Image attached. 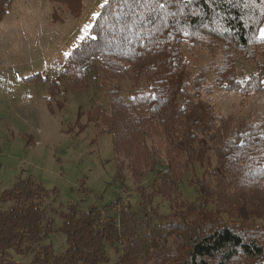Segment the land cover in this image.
Instances as JSON below:
<instances>
[{
  "label": "trees",
  "instance_id": "trees-1",
  "mask_svg": "<svg viewBox=\"0 0 264 264\" xmlns=\"http://www.w3.org/2000/svg\"><path fill=\"white\" fill-rule=\"evenodd\" d=\"M11 1L0 0V20ZM56 1L71 11L68 1ZM98 13L62 74L73 85L100 78L104 99L78 117L110 136L114 179L134 195L111 201L120 204L110 210L116 220L72 203L54 210L61 218L55 227L44 208L48 190L31 176L17 177L0 188V264H140L167 237L179 243L164 264H264V121L215 112L204 119L200 104L210 76V89L264 90L256 56L264 0H109ZM194 49L205 50L208 61L192 72ZM247 60L255 68L240 79L237 64ZM47 82L51 94L59 89ZM189 166L193 198L181 189ZM150 218L157 220L143 226ZM54 230L65 235L60 253L45 241ZM106 244L120 248L115 262ZM12 251L32 257L19 261Z\"/></svg>",
  "mask_w": 264,
  "mask_h": 264
},
{
  "label": "rangeland",
  "instance_id": "rangeland-1",
  "mask_svg": "<svg viewBox=\"0 0 264 264\" xmlns=\"http://www.w3.org/2000/svg\"><path fill=\"white\" fill-rule=\"evenodd\" d=\"M66 1L71 11L57 1L12 0L0 20V188L10 187L19 176H31L40 182L48 190L44 208L55 227L61 224V218L54 210H65L72 203L81 210L99 207L102 216L112 214L110 219L116 220L119 214L110 210L114 205L111 201L118 197V189L125 188L127 195H134L129 186L119 187L114 179L110 136L97 133L86 116L78 117L104 99L105 88L98 86L100 78L73 85L62 74L64 53H69L82 40L78 37L89 35V29L86 36L82 29L92 23V14L99 12L104 0H81L78 14L72 12V7L78 10L76 0ZM262 28L264 16L257 32L260 38ZM192 52L193 72L206 64L208 57L203 49ZM256 56L264 69L262 38ZM237 65L240 79L255 68L250 60ZM41 76L47 77V81L55 80L59 89L51 94L48 82ZM210 80L211 76L201 89L200 104L206 110L204 119L215 112L264 121V90L210 89L207 87ZM128 89V85H123L122 91ZM261 131L264 134V126ZM208 152L214 163L217 153L210 149ZM194 169H198L197 164ZM192 171L190 166L186 167L181 183L187 198L195 196L189 185ZM158 201V214L162 216L167 202L162 198ZM252 213L257 219L262 216L255 210ZM149 220L141 221L143 226L153 224L157 218ZM45 241L52 244L55 253L66 248L65 235L60 230L52 231ZM178 243L175 238L167 237L151 257L140 264H164L165 258L175 254ZM116 247L117 244H106L110 262L118 258L120 248L116 250ZM10 257L29 261L32 253L19 255L12 251Z\"/></svg>",
  "mask_w": 264,
  "mask_h": 264
},
{
  "label": "snow or ice",
  "instance_id": "snow-or-ice-1",
  "mask_svg": "<svg viewBox=\"0 0 264 264\" xmlns=\"http://www.w3.org/2000/svg\"><path fill=\"white\" fill-rule=\"evenodd\" d=\"M108 3H109V0H104V4H102L101 7H104V5H106V4H108ZM160 7H163V5H160ZM92 15H93V17H96V16L100 15V13L94 12ZM90 27H91L90 24H86V25H84V28L82 29V32L85 33V36L87 35V29H89ZM260 36H261L262 39H264V28H262V29L260 30ZM84 38H85L84 36L78 37V39H84ZM64 55L67 57V56H69L70 54L67 53V52H65ZM262 83H264V81H262ZM241 135H242V136H243V135H247V133H243V132H242ZM243 143H244V142L241 141V146H243Z\"/></svg>",
  "mask_w": 264,
  "mask_h": 264
},
{
  "label": "built area",
  "instance_id": "built-area-1",
  "mask_svg": "<svg viewBox=\"0 0 264 264\" xmlns=\"http://www.w3.org/2000/svg\"><path fill=\"white\" fill-rule=\"evenodd\" d=\"M126 196H127V190L125 188H122V189H118V197L117 199L120 201V202H123L125 199H126ZM119 202V203H120ZM119 205L120 204H114L111 209L112 210H116L119 208Z\"/></svg>",
  "mask_w": 264,
  "mask_h": 264
}]
</instances>
